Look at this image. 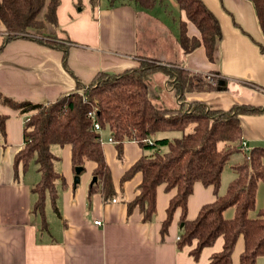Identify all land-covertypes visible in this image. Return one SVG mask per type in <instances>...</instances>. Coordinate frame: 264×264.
Listing matches in <instances>:
<instances>
[{"label":"crops","instance_id":"0c3cea01","mask_svg":"<svg viewBox=\"0 0 264 264\" xmlns=\"http://www.w3.org/2000/svg\"><path fill=\"white\" fill-rule=\"evenodd\" d=\"M165 1L159 0L153 8H143L133 0L114 4L99 0L94 6L90 0H61L57 7V26L45 22L42 30L30 29V37L12 39L6 38L7 31L0 19V93L16 102L46 103L75 90L81 93L83 86H88L98 74L118 75L152 60L166 64L169 69L212 72L218 79H226L221 91L188 93L183 99L187 106L199 100L220 110H229L236 104L264 107V33L253 2L203 0L218 18L222 32L211 61L202 46L189 54L179 47V24L185 19L184 13L179 7L177 18L168 16L167 21L159 18L157 9ZM43 8V18L38 17L42 21L48 10L46 6ZM154 19L172 24L168 29L179 60L158 55L150 45H160L161 41L160 34L152 31ZM188 33L200 36L191 22ZM45 35L52 38L47 40ZM158 73L162 74L160 83H155L162 92L159 101L162 105L178 104L179 97L172 85L174 79L166 72ZM162 80V85L172 93H163ZM0 112L7 115L4 139L0 131V143L5 142L0 146V264H208L212 254L221 251L223 237L211 247H205L197 260L190 253L196 242L178 248L180 208L167 233L161 234L175 189L167 190L165 185L157 188V210L151 221L143 220L138 206L129 212L127 202L136 198L143 174L137 171L124 182L122 176L140 157L150 156L156 147L144 149L137 141H125L120 159L108 128L100 136L117 196L107 201L95 191L89 197L96 163L86 161L75 184L71 146L57 147L53 151L61 155L57 168L66 182L58 192L61 217L48 198L45 212L50 229L42 230L40 215L32 210L36 195L31 188L41 177L37 166L29 167L26 172L21 164L18 172L14 168L16 153L24 144V116L1 101ZM240 119L247 149L264 146V112L243 114ZM179 134L160 135L175 138ZM192 193L187 204L189 219H195L201 206L217 196L211 185L201 182L195 183ZM95 220H101V224ZM243 246L244 240L240 237L231 264H239Z\"/></svg>","mask_w":264,"mask_h":264},{"label":"trees","instance_id":"16d2710c","mask_svg":"<svg viewBox=\"0 0 264 264\" xmlns=\"http://www.w3.org/2000/svg\"><path fill=\"white\" fill-rule=\"evenodd\" d=\"M125 2L131 0H110ZM143 8H153L159 0H133ZM254 4L259 26L264 33V0H250ZM61 0H0V19L5 25L7 36L30 37V29L42 30L45 22L57 26V10ZM94 6L99 0H90ZM184 13L179 24L178 44L189 54L202 46L209 60L213 61L217 43L222 37L218 18L203 0H176ZM48 8L45 20L38 17ZM193 23L200 36L189 35L188 23ZM50 35H45L49 38ZM52 38V37H50ZM49 38V39H50ZM47 39V40H49ZM52 44V43H50ZM264 50V49H263ZM140 68L118 75L106 72L98 74L88 86H83L84 94L78 90L62 94L55 101L36 103L14 101L0 93V101L20 111L28 117L24 121V144L16 153L14 168L19 165L27 171L35 162L41 175L32 186L36 195L32 210L40 215L42 230H49L46 205L50 198L54 211L59 217L57 200L60 187H65L63 173L57 168L61 157L52 151V146H71L72 166L84 167L86 161L96 163L93 175L96 182L90 186L88 196L99 191L105 200L115 198L111 169L103 152L102 137L94 129L88 116L96 110V118L102 130L108 128L113 137L118 157L123 158L125 141H137L144 149L156 147L150 156L140 157L122 176L121 181L132 177L137 171L143 174L136 198L127 202L129 212L139 207L143 220L151 221L156 213L157 188L165 185L167 190H176L167 206L161 234L164 236L173 220L175 212L181 209V234L178 248L192 245L190 250L195 260L200 258L205 247H211L219 237L224 238L221 251L214 252L208 264H231L234 249L240 237L244 246L239 264H256L258 257H264V206L257 215L258 185L264 182V147L253 146L249 154L242 148L243 114L264 112V107L236 104L229 110L211 108L204 102L194 100L184 102L186 95L195 91H221L220 79L211 82L207 76L190 72L184 68L169 69L166 64L141 62ZM166 72L174 79V90L179 97L178 104L162 105L161 89L153 82L152 76ZM7 115L0 112V131L3 139L6 133ZM178 132V137L170 138L160 134ZM5 142L0 146H4ZM165 148L164 150H161ZM238 151L244 158L234 165L235 178L230 181L224 194H220L222 172L231 156ZM249 156V157H248ZM196 182L212 186L216 199L201 206L195 219L188 218V200L193 194ZM234 208L232 217L225 211Z\"/></svg>","mask_w":264,"mask_h":264},{"label":"rangeland","instance_id":"374dc122","mask_svg":"<svg viewBox=\"0 0 264 264\" xmlns=\"http://www.w3.org/2000/svg\"><path fill=\"white\" fill-rule=\"evenodd\" d=\"M178 10H179V5L177 4L176 0H166L164 5H160V7H158L156 16L163 19L164 21H167L166 17L170 16L171 18L172 17L174 18L176 16L175 14L177 13ZM43 15H44V12L40 13L39 18L42 19ZM176 18H177V16H176ZM44 19H45V17H44ZM151 27H152V31L160 34V36H161L160 45L150 44V45L154 46L156 53L158 55H161V56L163 54L166 58H168L169 60H172V61L179 60L178 55L173 51L175 49V48H173L174 47V41H173L172 36L170 35L171 33L168 29V28L172 27V24L167 23V22L165 23L162 20L157 21L154 19ZM31 30H36V29H31ZM145 62L147 63V62H154V61L147 60ZM161 76H162L161 73H155L153 75V82L159 84L161 81ZM162 83H164L163 80L161 82V85H162ZM162 88H163V93H165V94L172 93L171 91H168L164 85H162ZM81 94H83L85 97L83 89L81 91ZM57 147H59V146H57V145L52 146V148H51L52 151L56 150ZM59 156H61V155H59ZM243 158H244V152L238 151V153H235L231 156V158L229 159V161L225 165L224 170H223L222 175H221L222 180H221V186H220V190H219L220 194H224L228 183L235 178L234 165H236V164H238V162L242 161ZM34 165H35V162H32L30 164V167L33 168ZM257 191H258V194H257V199H256V205H255L256 208L254 209V211L251 212V214L253 216L257 215V213L259 212V209L264 206V182L263 181L259 182ZM234 212H235V209L233 207L228 208L225 211V216L226 217H232L234 215ZM195 242H197V241L195 240L194 243ZM256 264H264V257H262V256L258 257Z\"/></svg>","mask_w":264,"mask_h":264},{"label":"built area","instance_id":"2783aa9c","mask_svg":"<svg viewBox=\"0 0 264 264\" xmlns=\"http://www.w3.org/2000/svg\"><path fill=\"white\" fill-rule=\"evenodd\" d=\"M203 75L207 76L208 79L211 81V82H214L215 79L218 77L216 74L212 73V72H206V73H202ZM220 77V76H219ZM88 116L90 117V119L92 120V123L94 124V129L98 132L101 133L102 131V126H101V123H99V121L97 120L96 118V110L93 109L91 110V112H89ZM28 120V117H24V121ZM111 141H114L113 140V137L110 138ZM242 148H244V150L247 152V154H249V150L250 149H247L246 145H245V142H244V139L242 141ZM249 157V156H248ZM113 201H116V199H113ZM95 223L96 224H101V220H95ZM180 238V237H179Z\"/></svg>","mask_w":264,"mask_h":264},{"label":"water","instance_id":"95a60500","mask_svg":"<svg viewBox=\"0 0 264 264\" xmlns=\"http://www.w3.org/2000/svg\"><path fill=\"white\" fill-rule=\"evenodd\" d=\"M219 83H220V85L221 84H226V79H221L220 81H219ZM83 171V167H81V166H78L77 168H76V170H75V172H76V175H75V178H74V182H75V184H78V181H79V179H80V174H81V172ZM91 184L93 185V183H95L96 182V176H93V179L91 180Z\"/></svg>","mask_w":264,"mask_h":264}]
</instances>
